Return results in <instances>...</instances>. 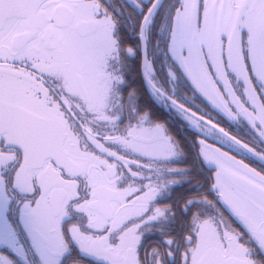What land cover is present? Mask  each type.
I'll return each instance as SVG.
<instances>
[{
	"label": "snow or ice",
	"instance_id": "snow-or-ice-1",
	"mask_svg": "<svg viewBox=\"0 0 264 264\" xmlns=\"http://www.w3.org/2000/svg\"><path fill=\"white\" fill-rule=\"evenodd\" d=\"M0 264H264V0H0Z\"/></svg>",
	"mask_w": 264,
	"mask_h": 264
}]
</instances>
